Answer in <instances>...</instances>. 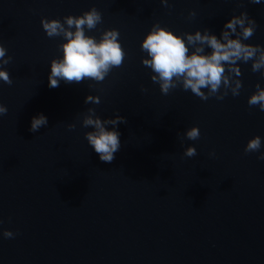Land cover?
<instances>
[{"label": "water", "instance_id": "water-1", "mask_svg": "<svg viewBox=\"0 0 264 264\" xmlns=\"http://www.w3.org/2000/svg\"><path fill=\"white\" fill-rule=\"evenodd\" d=\"M168 5L0 0V44L5 59L12 57L0 70L13 81H0V104L8 109L0 117V264H264V161L257 159L264 153V111L248 105L256 85L264 89V69L237 62L241 75L234 78L242 87L235 97L229 91L223 100L202 101L182 86L163 95L141 50L155 24L175 35L208 29L219 38L242 12L257 25L242 42L264 48V0ZM93 7L102 23L86 35L99 40L103 31L118 30L123 65L100 83L49 88L50 63L62 58L58 46L66 41L47 37L41 20L63 22ZM88 95L101 102L85 104ZM89 108L102 120L117 113L127 120L117 126L121 148L111 163L85 139L93 130L82 127ZM38 114L48 125L32 133ZM193 127L196 141L184 136ZM256 136L260 151L246 154ZM187 147L197 155L185 157ZM5 230L15 237L3 238Z\"/></svg>", "mask_w": 264, "mask_h": 264}, {"label": "clouds", "instance_id": "clouds-1", "mask_svg": "<svg viewBox=\"0 0 264 264\" xmlns=\"http://www.w3.org/2000/svg\"><path fill=\"white\" fill-rule=\"evenodd\" d=\"M250 2L260 4L261 0H250ZM161 3L166 7L169 6L168 0H161ZM189 16H195V13L191 12ZM101 23L102 15L95 7L81 16L64 17L63 22L41 20L47 37H62L66 41L58 46L62 58L53 59L50 63L49 88H58L61 81L65 84H79L84 80L100 83L113 68L123 65L126 53L119 42L118 30L103 31L99 40L86 35L85 30H94ZM238 27L239 31H237ZM256 27V22L250 19L246 12L233 16L225 23L219 38L215 34H210L208 29H205L203 34L196 31L195 34L175 35L172 31L155 24L141 44L142 52L149 57L142 59V64L154 73L151 80L159 84L163 95H168L171 90L182 86L184 91L190 90L202 101H207L210 97L223 100L229 91L235 97L239 95L242 87V82L234 78L241 75L237 62L252 61L253 72L264 69V48L242 42L254 35ZM233 35L236 38H232ZM205 46L211 50L210 53L205 52ZM6 52L5 47L0 44V68L8 65L12 59L10 56L5 59ZM0 81L9 86L13 83L6 70H0ZM221 88L224 90L222 93ZM202 89H207V93ZM256 89L248 99V105L258 106L264 111V89H261L259 84L256 85ZM141 90L146 91L143 88ZM84 102L99 104L101 101L99 97L88 95ZM7 112V107L0 104V117L7 115ZM126 123V118L118 113L112 119L102 120L93 108H89L87 114L83 116L82 127L93 129L85 133V139L101 162L111 163L115 159V153L121 148V133L117 130V126ZM47 125V117L38 114L31 119L29 131L36 133ZM75 128V124L68 125L69 131ZM184 136L187 140L196 141L200 138L199 129L193 127L187 130ZM260 149L261 138L256 136L248 141L244 152L255 153ZM183 155L192 158L197 152L194 147H187ZM209 155L214 156L215 153ZM257 159L264 161V153ZM2 223L3 221L0 220V224ZM15 235L12 231L2 232L5 239H13Z\"/></svg>", "mask_w": 264, "mask_h": 264}]
</instances>
